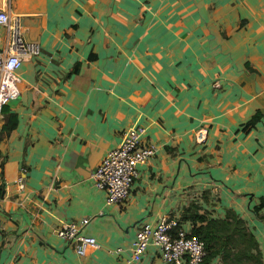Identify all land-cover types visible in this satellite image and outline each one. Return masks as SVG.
Wrapping results in <instances>:
<instances>
[{"label": "crops", "instance_id": "1", "mask_svg": "<svg viewBox=\"0 0 264 264\" xmlns=\"http://www.w3.org/2000/svg\"><path fill=\"white\" fill-rule=\"evenodd\" d=\"M10 8L41 52L22 64L20 96L0 120L16 119L0 141V264H163L154 246L130 260L135 234L193 201L210 218L235 211L264 264V208L252 212L264 195V0ZM132 126L156 152L137 167L127 200L107 205L92 175ZM69 223L99 248L77 255L55 234Z\"/></svg>", "mask_w": 264, "mask_h": 264}, {"label": "built area", "instance_id": "2", "mask_svg": "<svg viewBox=\"0 0 264 264\" xmlns=\"http://www.w3.org/2000/svg\"><path fill=\"white\" fill-rule=\"evenodd\" d=\"M11 0H0V120L3 108L20 96L21 79L18 71L25 61L39 56V45L25 40L20 25V17L14 16L10 8ZM220 88L219 82L212 84ZM145 133L142 126H132L122 134L121 143L108 151L92 175L94 186L105 192V203L122 204L130 194V188L137 178V167L155 155L153 145L141 146ZM20 191L24 190V178L15 181ZM0 187L2 184L0 181ZM84 219L82 224H87ZM190 223V222H189ZM192 225L182 223L178 217H161L154 225L142 224L131 247L130 260L140 261L151 246L160 251L163 264H201L205 251L203 243L191 235ZM56 236L72 245L77 255L84 257L89 250L98 249L92 237L84 236L73 223L64 224L55 230ZM116 249L111 253H121Z\"/></svg>", "mask_w": 264, "mask_h": 264}, {"label": "trees", "instance_id": "3", "mask_svg": "<svg viewBox=\"0 0 264 264\" xmlns=\"http://www.w3.org/2000/svg\"><path fill=\"white\" fill-rule=\"evenodd\" d=\"M89 58L93 59L94 57L90 56ZM75 71H77V66L74 68ZM260 118V113L252 116L245 123L243 131L252 130ZM15 126V117L7 116L0 128V141ZM2 195L3 191L0 187V198ZM263 208L264 195L259 197L258 203L252 208V212L259 215ZM174 217L176 216L170 215V218ZM178 217L180 222L191 223V235L203 243L205 257L201 264H263L254 235L247 228L246 222L235 211L226 209L224 218H210L201 205L193 201L180 211Z\"/></svg>", "mask_w": 264, "mask_h": 264}, {"label": "rangeland", "instance_id": "4", "mask_svg": "<svg viewBox=\"0 0 264 264\" xmlns=\"http://www.w3.org/2000/svg\"><path fill=\"white\" fill-rule=\"evenodd\" d=\"M21 77H23V76L21 75Z\"/></svg>", "mask_w": 264, "mask_h": 264}]
</instances>
